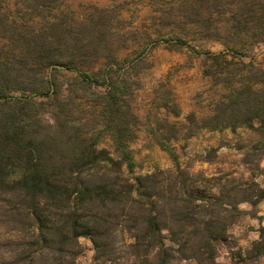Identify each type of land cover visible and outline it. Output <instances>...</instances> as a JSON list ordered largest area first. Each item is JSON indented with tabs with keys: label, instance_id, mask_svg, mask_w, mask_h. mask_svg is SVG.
<instances>
[{
	"label": "trees",
	"instance_id": "16d2710c",
	"mask_svg": "<svg viewBox=\"0 0 264 264\" xmlns=\"http://www.w3.org/2000/svg\"><path fill=\"white\" fill-rule=\"evenodd\" d=\"M233 1L240 2L239 15L227 38L241 50L264 41V0ZM254 59L249 76L201 119L200 130L248 128L264 141V64ZM5 65L0 64V264H77L81 237L93 242L96 264H112L118 235L130 238L125 246L132 264H219L218 245L244 214L240 206L255 207L264 199L256 180L183 167L164 142L175 168L136 174L130 148L136 117L126 79L105 77L99 109L83 124L70 119L56 89L52 97L55 82L38 87ZM12 86L33 95L4 101ZM38 96L55 102L50 121L42 118L45 100ZM106 138L114 154L101 147ZM260 159L251 150L241 164L263 175ZM254 248L264 253V228Z\"/></svg>",
	"mask_w": 264,
	"mask_h": 264
},
{
	"label": "rangeland",
	"instance_id": "374dc122",
	"mask_svg": "<svg viewBox=\"0 0 264 264\" xmlns=\"http://www.w3.org/2000/svg\"><path fill=\"white\" fill-rule=\"evenodd\" d=\"M239 4L233 0H0V64L15 75L33 78L38 87L55 82L52 97L56 89L70 119L83 124L99 109L100 93L107 91L105 77L126 79L136 117L130 141L136 174L175 168L161 145L164 142L174 147L183 167L208 175L232 173L244 181L256 180L264 189V174L254 176L241 164L243 154L252 150L261 154L264 170V141L254 130L199 129L201 119L211 116L216 104L249 76L250 59L264 64V41L241 50L227 38V31L237 26ZM80 72L92 75L90 81H84ZM14 87L4 101L33 95ZM37 99L45 100L42 118L50 121L55 102ZM101 147L115 153L108 138ZM207 156L214 162L201 161ZM240 209L244 214L218 245L217 261L264 264V253L254 248L264 228V199L255 207L244 203ZM79 242L77 264H96L91 239L81 237ZM128 242V235H118L117 259L112 264H132Z\"/></svg>",
	"mask_w": 264,
	"mask_h": 264
}]
</instances>
